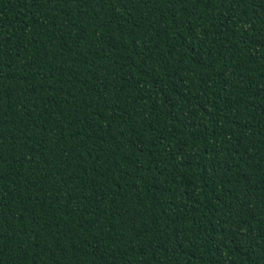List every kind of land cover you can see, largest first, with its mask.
<instances>
[{
    "label": "trees",
    "instance_id": "16d2710c",
    "mask_svg": "<svg viewBox=\"0 0 264 264\" xmlns=\"http://www.w3.org/2000/svg\"><path fill=\"white\" fill-rule=\"evenodd\" d=\"M0 264H264V0H0Z\"/></svg>",
    "mask_w": 264,
    "mask_h": 264
}]
</instances>
